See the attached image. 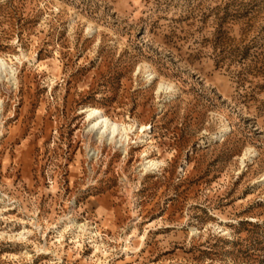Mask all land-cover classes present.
<instances>
[{
  "label": "rangeland",
  "instance_id": "1",
  "mask_svg": "<svg viewBox=\"0 0 264 264\" xmlns=\"http://www.w3.org/2000/svg\"><path fill=\"white\" fill-rule=\"evenodd\" d=\"M0 264H264V0H0Z\"/></svg>",
  "mask_w": 264,
  "mask_h": 264
},
{
  "label": "bare ground",
  "instance_id": "2",
  "mask_svg": "<svg viewBox=\"0 0 264 264\" xmlns=\"http://www.w3.org/2000/svg\"><path fill=\"white\" fill-rule=\"evenodd\" d=\"M86 113H87V117L89 119L94 120L95 124H94L93 127L102 125L111 134H114L115 132H117L120 129L119 125H117L115 123H111L107 119L103 118L101 111H99L97 109H89V110L86 111ZM122 129H123V131L125 130L124 128H122ZM251 153H252V150L248 149V154L247 155H250Z\"/></svg>",
  "mask_w": 264,
  "mask_h": 264
}]
</instances>
